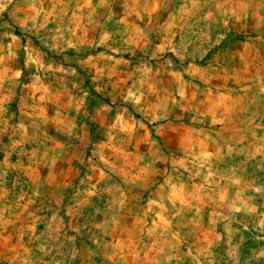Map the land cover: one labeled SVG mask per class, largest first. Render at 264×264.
<instances>
[{"label": "rangeland", "instance_id": "374dc122", "mask_svg": "<svg viewBox=\"0 0 264 264\" xmlns=\"http://www.w3.org/2000/svg\"><path fill=\"white\" fill-rule=\"evenodd\" d=\"M0 264H264V0H0Z\"/></svg>", "mask_w": 264, "mask_h": 264}]
</instances>
